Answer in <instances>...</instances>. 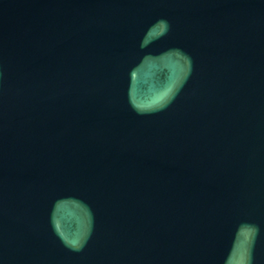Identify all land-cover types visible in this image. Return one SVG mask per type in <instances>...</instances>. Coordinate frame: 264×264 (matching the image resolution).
<instances>
[{
    "label": "water",
    "instance_id": "water-1",
    "mask_svg": "<svg viewBox=\"0 0 264 264\" xmlns=\"http://www.w3.org/2000/svg\"><path fill=\"white\" fill-rule=\"evenodd\" d=\"M0 264H264V0H0Z\"/></svg>",
    "mask_w": 264,
    "mask_h": 264
}]
</instances>
